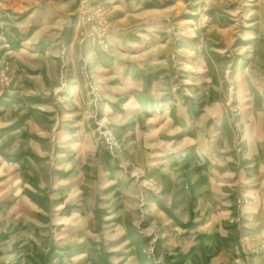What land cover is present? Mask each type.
I'll return each mask as SVG.
<instances>
[{
	"label": "rangeland",
	"instance_id": "obj_1",
	"mask_svg": "<svg viewBox=\"0 0 264 264\" xmlns=\"http://www.w3.org/2000/svg\"><path fill=\"white\" fill-rule=\"evenodd\" d=\"M0 264H264V0H0Z\"/></svg>",
	"mask_w": 264,
	"mask_h": 264
}]
</instances>
